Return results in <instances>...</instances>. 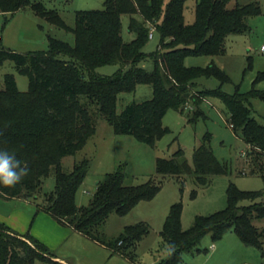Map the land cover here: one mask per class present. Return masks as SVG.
<instances>
[{
  "label": "trees",
  "instance_id": "16d2710c",
  "mask_svg": "<svg viewBox=\"0 0 264 264\" xmlns=\"http://www.w3.org/2000/svg\"><path fill=\"white\" fill-rule=\"evenodd\" d=\"M187 1L105 0L103 9L79 10L75 25L70 26L56 9L47 8L42 1L0 0V12L15 13L29 7L75 37V43L70 44L49 35L47 50L29 53L0 46V65L11 60L29 79L28 90L20 91L15 76L6 74L5 87L0 89V149L14 152L28 168L15 187L0 185L2 197L31 199L38 203V211L50 214L112 253L135 261L139 243L150 232L149 224L140 221L126 225L116 239L105 236L103 225L111 214L125 216L139 202L155 197L165 178L189 176L206 185L211 176L230 173L229 163L214 154L212 133L204 134L191 159L181 147L170 157H158L156 172L160 179L128 185L123 167L106 173L86 205H78L76 195L89 172L90 160L77 161L71 171H65L62 159L82 150L95 135V114L111 123L116 134H130L154 146L170 131L162 122L169 110L185 112L187 103L192 102L189 121L195 122L207 117L202 104L212 97L224 103L229 125L250 146L248 174L264 180V123L253 115L252 108L253 99L264 102V89L257 87L264 81V70L257 74L250 91L241 92L236 86L233 93H228L222 86L231 78L214 62L207 66L185 64L188 56L223 54L227 36L250 31L248 18L260 15L261 6L237 2L230 7V0H197L195 20L186 23ZM123 15L129 16L128 29L135 34L130 41L122 35ZM152 28L159 33L160 43L156 51L146 53L144 47ZM148 58L154 65L151 71L140 65ZM106 64H118L120 68L112 75L96 71ZM202 78L217 79L220 86H202ZM139 84L151 85L153 96L117 113L119 94L133 92ZM51 173L55 187L43 192V179ZM244 201L249 203L242 205ZM182 209L181 202L174 203L165 219L161 235L169 253L158 264H179L182 254L197 250L205 235L217 241L231 230L243 243L257 247L264 258V227L254 223L264 219V189L242 190L231 182L227 206L210 215L196 216L186 230L181 224ZM44 253L54 256L29 232L21 234L0 222V264L46 262Z\"/></svg>",
  "mask_w": 264,
  "mask_h": 264
},
{
  "label": "rangeland",
  "instance_id": "374dc122",
  "mask_svg": "<svg viewBox=\"0 0 264 264\" xmlns=\"http://www.w3.org/2000/svg\"><path fill=\"white\" fill-rule=\"evenodd\" d=\"M49 9H56L65 22L74 26L76 13L79 10H99L105 7V0H39ZM197 0H188L185 9L186 23L195 20V3ZM237 2L241 4L257 3L261 6L260 15L248 18L251 30L243 33H232L227 36L225 52L217 56H188L185 58L187 66H207L214 62L222 68L231 78L230 83L222 86L223 90L233 93L236 86L241 92L252 89L257 74L264 70V0H230L229 6ZM122 35L125 41L135 37L128 29L129 16L123 15ZM144 47L146 53L157 50L160 35L154 31ZM64 40L70 44L75 43L74 34L63 28L49 23L46 19L35 14L29 8H23L15 13L0 12V46L15 50L20 53L43 51L48 49V36ZM150 37V36H149ZM67 59V58H66ZM141 66L151 71L153 61L148 58L140 63ZM118 64H106L97 68L103 75H112L118 69ZM6 74L15 76L18 89L27 91L29 79L19 73L16 65L11 60H6L0 65V89H4ZM202 86L215 89L220 86L217 79L202 78ZM264 89V81L257 85ZM201 88V87H200ZM153 96L152 86L139 84L133 92L119 94L117 113L131 103H140ZM194 108L192 102L186 105V111L169 110L163 118V125L170 131L159 138L154 146L137 140L130 134H116L113 126L100 114H95L93 119L96 124V133L85 147L75 155H68L62 159L65 171H71L75 162L84 158L90 160L89 172L79 188L76 201L78 205H86L92 198L99 180L106 173L123 167L126 172L125 183L137 185L160 179L156 172L158 157H170L180 147L185 150L186 156L191 159L195 148L200 144L204 134L212 133L211 145L217 158L225 160L231 167V172L225 175L211 176L206 185L200 184L193 177L176 178L168 177L163 180L160 191L151 200L139 202L133 210L125 216L111 214L102 227L108 239H116L123 231L125 225L145 221L149 224L150 232L141 240L137 248V263L158 264L169 253L168 245L163 243L161 232L165 219L174 203L183 205L181 224L183 229H189L198 215H210L227 206V190L231 182L239 189L256 191L264 189V180L259 175H249L250 146L238 136L229 125L228 115L224 103L216 98H208L202 108L207 117L198 118L195 122L189 121V111ZM253 115L264 123V102L260 99L252 100ZM244 172L246 174H244ZM55 187V176L51 173L43 179V192H50ZM41 198L38 202H41ZM35 202V201H34ZM244 201L241 204L247 205ZM36 206L38 203L35 202ZM36 208V207H35ZM254 223L264 227V219ZM216 246L217 253L212 248ZM80 247V246H78ZM110 249L94 247L87 252L82 248L73 253L74 264H113L108 261L109 254L115 255ZM221 250V251H220ZM47 260H37L35 264H58L54 256L44 253ZM179 264H264L261 251L255 246L243 243L233 230L214 241L210 234L205 235L198 249L182 254Z\"/></svg>",
  "mask_w": 264,
  "mask_h": 264
},
{
  "label": "crops",
  "instance_id": "0c3cea01",
  "mask_svg": "<svg viewBox=\"0 0 264 264\" xmlns=\"http://www.w3.org/2000/svg\"><path fill=\"white\" fill-rule=\"evenodd\" d=\"M0 222L21 234L27 232L32 234L50 249L55 256L54 260L59 264H74L73 253L79 248L86 252L94 247L109 249L72 227L61 224L50 214L38 211L35 202L31 199L4 198L0 195ZM213 248L215 250L216 246L214 245ZM218 251L219 248L214 253ZM109 256L108 261L120 260V262L114 260L113 264H138L137 261L119 254L110 253Z\"/></svg>",
  "mask_w": 264,
  "mask_h": 264
},
{
  "label": "clouds",
  "instance_id": "9594fccd",
  "mask_svg": "<svg viewBox=\"0 0 264 264\" xmlns=\"http://www.w3.org/2000/svg\"><path fill=\"white\" fill-rule=\"evenodd\" d=\"M28 173V168L14 152L0 149V185L15 187Z\"/></svg>",
  "mask_w": 264,
  "mask_h": 264
},
{
  "label": "built area",
  "instance_id": "2783aa9c",
  "mask_svg": "<svg viewBox=\"0 0 264 264\" xmlns=\"http://www.w3.org/2000/svg\"><path fill=\"white\" fill-rule=\"evenodd\" d=\"M153 34H154V32H153V30L150 32V38H152L153 37ZM0 39H1V37H0ZM262 49L264 50V45L262 46ZM214 247V245H212V248Z\"/></svg>",
  "mask_w": 264,
  "mask_h": 264
}]
</instances>
